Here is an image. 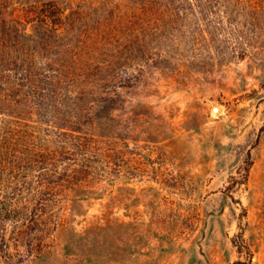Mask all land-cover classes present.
<instances>
[{"label": "rangeland", "instance_id": "rangeland-1", "mask_svg": "<svg viewBox=\"0 0 264 264\" xmlns=\"http://www.w3.org/2000/svg\"><path fill=\"white\" fill-rule=\"evenodd\" d=\"M264 264V0H0V264Z\"/></svg>", "mask_w": 264, "mask_h": 264}, {"label": "trees", "instance_id": "trees-1", "mask_svg": "<svg viewBox=\"0 0 264 264\" xmlns=\"http://www.w3.org/2000/svg\"><path fill=\"white\" fill-rule=\"evenodd\" d=\"M232 264H235V261Z\"/></svg>", "mask_w": 264, "mask_h": 264}]
</instances>
